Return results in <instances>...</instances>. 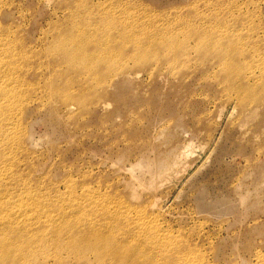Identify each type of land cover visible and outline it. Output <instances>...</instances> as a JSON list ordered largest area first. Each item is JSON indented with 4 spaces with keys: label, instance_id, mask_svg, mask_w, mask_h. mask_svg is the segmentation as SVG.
<instances>
[{
    "label": "rangeland",
    "instance_id": "1",
    "mask_svg": "<svg viewBox=\"0 0 264 264\" xmlns=\"http://www.w3.org/2000/svg\"><path fill=\"white\" fill-rule=\"evenodd\" d=\"M85 19L99 24L104 35L91 36L105 50V61L87 68L57 38ZM163 22L239 29L224 46L251 52V69L260 63L243 83L254 100L242 106L223 76L226 53L203 57L189 49L193 39L189 56L147 62L146 48L166 50L152 39L168 31L158 30ZM3 46L25 55L12 69L24 93L13 92L43 100L24 107L27 150L0 176L25 191L11 200L29 206L12 210L33 242L29 264H113L77 245L74 233L92 228L146 249L151 264L156 255L161 264H264V0H0ZM63 77L90 87L84 107L68 109Z\"/></svg>",
    "mask_w": 264,
    "mask_h": 264
},
{
    "label": "bare ground",
    "instance_id": "2",
    "mask_svg": "<svg viewBox=\"0 0 264 264\" xmlns=\"http://www.w3.org/2000/svg\"><path fill=\"white\" fill-rule=\"evenodd\" d=\"M78 21L79 20L70 24L68 28H66V25L62 27V29L66 28L65 30H59V32L62 33L60 36L57 35L58 41L61 44L59 48L63 50V53L68 59H71V61L79 60L83 62V66L85 64L86 68L88 64H102L103 60L105 61L102 55L103 52H105L104 48L102 49L103 43L100 42V38L94 39V36H91V32L96 31L97 34L102 33L104 35L103 31L97 23L89 22L87 19L80 22ZM117 23L118 22L115 23L112 21L110 23V25L112 24L110 29H119ZM195 23L196 22H188L184 24L174 23L168 25L167 22H163L162 24H159V31L164 29H167L168 31L159 32L158 35H154L152 39L165 40L163 45L166 46V50L164 52L162 50V45L160 44H156L154 48H146L147 51L144 54L145 57H147L146 61L152 62L154 58H158L160 53L171 56L172 60H174L179 53L189 56V50L187 51V40L193 39L195 43L192 48L189 49H192L203 57H205L209 51L212 52L214 50L219 56L218 59H224V54L226 53L227 59H224L223 64L221 63L222 68L224 69L223 76L234 84L233 88H236L237 93L241 95L242 106L251 103L254 100L255 95L252 91H249V86L243 83H248V79L250 78H257L255 68L260 63H253V68L251 69L247 60H245L249 54L254 57L251 52L243 48H235L232 46L226 48V46H224L226 44L225 42L229 43V45L232 43V38L234 35H238L239 29H235L230 24L224 22L228 26V29L225 30V32H222L219 31L221 23L218 24V31L211 28L200 29V27L191 26ZM216 35L218 36V40L214 43L212 42V38ZM89 36L91 37V39H89L92 41H85V38ZM206 39L211 42H207ZM106 40L107 42L109 41L108 39ZM107 42L105 47L108 45ZM139 48V45H135L137 57L139 54ZM6 51H8V56L6 57L2 70L0 71V110L6 108V112H0V151L2 152H0V159L5 158L10 160V162L3 164L0 160V176L13 165L15 160H18L20 155L19 152H21L22 149H26L23 144L24 131L21 124V115L23 114L24 107L26 104H30L33 100H37V102L40 103L43 101L40 99L26 101L25 97H19L13 92L24 93L21 88L23 83L15 79L12 69L16 65V62L23 61L25 55H23V58L22 53L17 50L15 46H3L0 48V53ZM152 69H154V67H152ZM57 78L59 79V77ZM65 78L63 81L68 85L65 93L72 100V104H67L66 106L69 110L74 108H72V105H76L78 108L84 107L87 104V101H89L88 97L90 96V93H88V90L90 87L84 84V80H82L81 77L73 78L71 80H65ZM28 85L30 86L31 84ZM257 106H259V104ZM17 122L19 123L18 129L16 127ZM172 164H167L166 168L164 167L165 169L163 168L160 171L167 170L168 168L170 169ZM10 195L12 196L9 198ZM24 196L25 191L22 188L15 190L12 185H6L4 187L3 183H0V264H29L28 260L30 251H27V249L33 242L26 237L24 234L25 231L22 226L15 221L14 213L12 212V210H29V206L23 205L22 208H17L15 201L12 202L11 200L13 197L24 198ZM33 197L36 198L37 196ZM23 221L26 222V219ZM74 238L77 245H79L83 251L97 247L100 250L98 257L103 262L107 257H110L113 260V264H151L150 261L143 260V255L148 253L146 249L135 246L127 248L128 246L125 247L124 241H114L111 243L109 239L105 238V233L100 230L92 228L90 232L82 235L76 232L74 233ZM160 251L161 253H166L165 250ZM153 260L154 264H161L159 262L161 260L157 255Z\"/></svg>",
    "mask_w": 264,
    "mask_h": 264
}]
</instances>
